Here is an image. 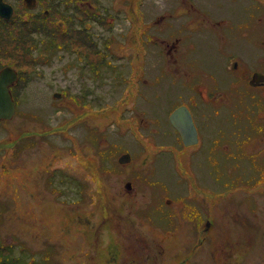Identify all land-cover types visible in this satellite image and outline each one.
<instances>
[{
  "label": "rangeland",
  "instance_id": "374dc122",
  "mask_svg": "<svg viewBox=\"0 0 264 264\" xmlns=\"http://www.w3.org/2000/svg\"><path fill=\"white\" fill-rule=\"evenodd\" d=\"M53 2L61 4L48 6L50 35L20 22L18 14L0 21V67L19 73L15 114L0 120L1 236L27 242L37 257L50 248L58 264H90L94 258L87 259L86 247L94 222L105 224L99 233L103 259L96 264H131V257L142 256L133 242L137 231L144 233L138 239L147 231L151 262L163 247L164 264L165 255L171 264L185 258L186 264H223L221 244L226 251L235 248L229 264H264V139H255L257 97L227 69L230 54L250 69L259 54L253 52L264 51L252 39L257 31L264 35V0H104L115 20L100 9L94 49L80 36H90L94 26L81 19L59 25L65 3ZM162 12H170L178 28L163 31L166 38L178 35L176 50L166 52L167 42L157 37L167 23L159 19ZM257 15L259 26L252 22ZM237 78L244 83L236 86ZM196 82L218 89L217 103L198 106L191 89ZM86 88L97 97L93 108L80 105ZM190 96L198 102L192 111L210 150L203 147L196 157L200 145L164 148L174 138L166 115L176 102H193ZM124 152L131 158L120 163ZM152 235L160 246L151 247Z\"/></svg>",
  "mask_w": 264,
  "mask_h": 264
},
{
  "label": "flooded vegetation",
  "instance_id": "af4514ba",
  "mask_svg": "<svg viewBox=\"0 0 264 264\" xmlns=\"http://www.w3.org/2000/svg\"><path fill=\"white\" fill-rule=\"evenodd\" d=\"M53 1L54 0H17V1L16 0H14V1L13 0H0V21H8L9 22V21H12V18H13V20H15V15L18 14L17 18L20 22L28 23V24L32 25L33 27H36V28H42L43 27V29L46 31V34L50 35V27L52 25L50 27L46 26L45 21H46V19H49L53 14L50 15L51 11H50V8L48 6L51 4V5L56 7V6H59L61 4V2L59 4V3H54ZM62 1L65 3V8H64L65 12H63L64 9L61 10V14L63 15V18L57 17L59 19L58 24L63 25L64 20H67L70 23H73L72 21L77 20V19H81L82 23L90 22L92 24V26H94L93 31H92L90 36L88 34H82L81 33L80 34L81 40H84V41H86V43H89V45H91L93 47V49L95 47H97L99 34H98V32L94 31V29H95V26L98 27L97 25L99 24V22H101V16H100V14L102 13L100 10L101 8H103V9L106 8L107 11H109V14H111L109 6L104 2V0H62ZM188 3H189L190 7H194V5L191 1H189ZM195 8L196 7H194V10H195ZM9 10L11 11V13L9 16H6L4 13L9 12ZM107 11H106V13H107ZM20 14H23V15H20ZM113 14H114V12H113ZM164 17H165V12H162L160 14L159 19L161 20ZM252 17L253 16L251 15V18ZM259 17L260 16L257 15L252 20L253 23H256V26H259V23H257V21H256V18H259ZM106 18H108L109 22H112L115 20V14L114 15L111 14V16L108 15ZM211 21H213L214 24H222L224 19L214 20L213 18H211ZM162 27H165V28H162ZM160 29L162 31H156L157 34H161V35H157V37L160 38L162 43L167 42L168 47L165 49V51L167 52L170 49L176 50V46L178 44V37H177L178 35H174L172 37V34H171L170 38H166L165 35H167V33L163 32L164 30L171 31V33L177 32L178 28H176V26L174 25V22H172L171 25H169V27H167V25L160 26ZM141 32H143V27L141 28ZM222 36H225V34L222 33ZM252 39L258 48L264 47V35L262 34V32L257 31V33L254 35V37ZM142 43L143 42L141 41V45L143 46ZM253 53H259V54H257L255 56L254 62L252 63V66L250 69H248L249 67L246 64L247 62H245L244 59L242 60V58H238V55H236V54L228 55L229 56L228 57V64L229 65H228L227 69L230 73L231 72L233 73V74H231V77L235 76V74H236L239 78L244 79L246 85L248 87H250V89H252L251 90L252 96L257 97L255 100H253V105L254 106H255V104L257 105V108L256 109L254 108V111L256 112V115L258 117L257 118V124H256V127L254 130H256L258 132L257 137H255V139H257V141L259 143L261 141V139L262 140L264 139V106L258 107V105H261V102H264V92L261 91V89L262 90L264 89V58H263V56H261L264 53V51L262 50V52H260L259 50H257V51H254ZM176 60H177V58H176ZM3 66L4 65L2 64L0 69ZM88 66L90 67L91 70H94L95 73L97 72V68H96L97 64H94L92 62ZM15 71L17 72V78H18L19 73H18L17 69H15ZM249 75H250V77H249ZM16 82H17V79L9 86L11 97H12L14 104H15V111L17 109L16 102H18V99H19V96L17 95V93H15L13 91V87L15 86ZM131 83H132V81H130V84ZM239 83L243 84L244 82L237 78L235 81L236 86H238ZM231 84L234 85L233 82ZM92 87H98V86L93 85ZM191 89L197 93L198 101L200 102V105H198V106H200V107H201V103L204 105H209L208 104L209 101L217 103L218 96L221 93V92L216 91L218 89L212 90V88L208 87L206 84H200L198 82H196L194 84L192 83ZM91 92H92L91 88H86V89H83V91L81 93H79V100L82 101V103H80V105L82 107H84V104H87L88 108H93L92 107L93 103L97 99V97H96V95H92L93 92L92 93ZM89 93H91L92 96H90V99L87 102L85 100V97ZM191 98L193 99L192 101L194 103L190 102L187 99H186V101L176 102L174 104V106H172L170 112L167 113L166 119L174 131V132H172L174 138H173V140L168 141V143L164 147L165 149H170V150L171 149H184L186 147H192V146H195L198 148L201 147V150L203 149V147L206 148V146H205L206 143L204 144V141L207 138L206 137L207 132L203 131L205 128L202 129V127L199 125V123H197V121L194 117V114L192 111V106L195 105L194 107H196L198 102H196V100L192 96H190V99ZM228 101H230V100H228ZM218 102L222 103L223 100H220ZM226 103H230V102H226ZM179 105H185L191 114L192 121H193L195 129H196V136H197L195 143H192V144L184 143V141L182 140L180 131L176 127H174L172 125V123L170 122L169 114L171 113V111L173 109H175ZM84 110H83V113H84ZM15 111L11 117H13V115L15 114ZM201 112L207 116V113L205 110H202ZM10 118H8V119H10ZM205 123L208 124L209 123L208 120L205 121ZM94 133H95V129L91 127V129L89 131V136H91V138H93ZM8 139H10V138H8ZM9 141H11V140H9ZM215 141L218 142L219 140L215 139ZM197 145H200V147ZM163 146H164V144H163ZM195 151L196 150H193L192 152H195ZM81 215H82V213L79 215V217H80V220L82 221ZM131 221L133 222V224H135V220L131 219ZM172 221H173V219H172ZM209 223H210L209 221H207L205 223L206 229H208ZM82 226H83V223H82ZM211 227L209 228L208 231H210ZM97 228L98 227L96 226V228L91 229L93 237H92V239H87L88 245L86 247V255H87L86 257H87V259L94 258V260H91L90 264H96L98 262L97 259H103L102 258L103 255L100 254V245H99V243L101 241V240H99V233L100 232ZM85 229L86 228H84V226H83L81 238L84 236ZM142 234H144L143 231L133 232V238H135L133 240V242H137L138 247L141 249V255L142 256L131 257V262H132L131 264H164V256H163L164 248L163 247H162L163 249L161 248L160 250H158L156 252V254H155V252H153L152 253L153 261L152 262L149 261V257H150L149 251L145 250L147 248V244H148L147 231L145 232V239L136 238L138 236L142 237ZM131 235L132 234H128V237H131ZM205 236H206V234H205ZM152 237L153 238H151V247L160 246L158 239L153 235H152ZM16 238H18V237L11 235L10 239H5L4 236L2 237L1 233H0V264H58L57 261L54 259V253H53L52 249L44 248V250L41 251L39 253V256L37 257L35 255L36 252L30 248V245L27 242L22 241V240H17ZM203 240H205V238ZM216 245H218L217 250L219 248V251H220V255H218V257L223 258L222 260H220V263L227 264L226 263V262H228L227 258L230 257L235 252V248L232 247L230 249V251H226L224 245H221V244H216ZM91 251H92V253H91ZM116 258H117L116 252H112L111 259H116ZM166 259H167V255H165V262H166L165 264H171V262L166 261ZM187 259L188 258H185L183 261H181L180 264H186ZM88 261H90V260H88ZM228 264H229V262H228Z\"/></svg>",
  "mask_w": 264,
  "mask_h": 264
},
{
  "label": "water",
  "instance_id": "95a60500",
  "mask_svg": "<svg viewBox=\"0 0 264 264\" xmlns=\"http://www.w3.org/2000/svg\"><path fill=\"white\" fill-rule=\"evenodd\" d=\"M11 11L4 13L9 16ZM17 79V73L13 67L6 65L0 69V118H9L15 111V104L11 97L9 85ZM170 122L176 127L181 134L182 140L186 144L196 142V129L192 121L191 114L185 105H179L169 114ZM128 152L121 153L118 157L120 163L130 160ZM130 187V182L126 183Z\"/></svg>",
  "mask_w": 264,
  "mask_h": 264
},
{
  "label": "trees",
  "instance_id": "16d2710c",
  "mask_svg": "<svg viewBox=\"0 0 264 264\" xmlns=\"http://www.w3.org/2000/svg\"><path fill=\"white\" fill-rule=\"evenodd\" d=\"M172 7H173V6H172ZM167 11H170L171 13H173L172 10H167ZM170 12H167V17H165V18H166V21H167V23H166L165 25H167V27H169V25H171V23L173 22V21L170 20V19L173 18V17H171L172 14H171ZM167 19H168V20H167ZM181 26H183V25H181ZM186 26H187V25H185V27H183V28L185 29ZM188 29H189V26H188ZM189 32H190V33H193V30H190ZM158 35H161V34H158ZM64 45L66 46V44H64ZM52 47H53V45H52ZM167 62H169L168 59H167ZM167 66H169V64H167ZM169 68H170V66H169ZM162 70H163L164 73H167V72H168L165 68H163ZM115 75H120V71H118L117 74H115ZM229 115H231V117L233 118V120H236L237 116H236V117H233V115L230 114V113H229ZM237 132H238V131H237ZM235 133H236V131H235ZM205 146H206V145H205ZM206 149H207L206 152H208L209 148L206 147ZM209 151H210V150H209ZM201 153H202V150L199 151V152H197V153H193V154H195V157H196V156H198V155L201 154ZM116 210H117V209H115L114 212H116ZM120 216H121V213H120ZM172 219H173V218H172ZM172 219H171V221H172ZM102 222H103V221H102ZM90 225H91V226H92V225H95V228H96V226H97V227H98L97 229L99 230V232L102 233V229L104 230V228H102V227H103L105 224L102 225L101 223H98V224H97V223H94V222H93V223H90ZM99 240H100V239H99ZM101 243H102V242L100 241V243H99L100 246H101ZM91 253H92V251H91Z\"/></svg>",
  "mask_w": 264,
  "mask_h": 264
},
{
  "label": "bare ground",
  "instance_id": "6f19581e",
  "mask_svg": "<svg viewBox=\"0 0 264 264\" xmlns=\"http://www.w3.org/2000/svg\"><path fill=\"white\" fill-rule=\"evenodd\" d=\"M10 85H11V84H10ZM10 85H9V86H10ZM9 118H10V117H9ZM0 119H8V118H0Z\"/></svg>",
  "mask_w": 264,
  "mask_h": 264
}]
</instances>
